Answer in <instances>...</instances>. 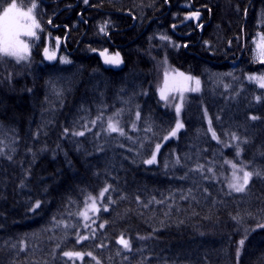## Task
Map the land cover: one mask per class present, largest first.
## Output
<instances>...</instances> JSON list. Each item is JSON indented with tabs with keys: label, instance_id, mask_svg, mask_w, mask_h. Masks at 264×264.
<instances>
[{
	"label": "trees",
	"instance_id": "16d2710c",
	"mask_svg": "<svg viewBox=\"0 0 264 264\" xmlns=\"http://www.w3.org/2000/svg\"><path fill=\"white\" fill-rule=\"evenodd\" d=\"M12 2L36 3L41 28L28 62L0 54V264H237L245 236L239 264H264V179L229 194L225 163L264 171V89L247 79L264 71L254 60L264 0H0V13ZM45 47L58 57L46 61ZM105 49L119 66L104 63ZM165 66L201 81L185 98V128L166 142ZM109 117L126 136L106 131ZM158 142L157 163L145 165ZM106 187L93 230L79 213ZM72 250L95 259L68 261Z\"/></svg>",
	"mask_w": 264,
	"mask_h": 264
},
{
	"label": "snow or ice",
	"instance_id": "6c2138e0",
	"mask_svg": "<svg viewBox=\"0 0 264 264\" xmlns=\"http://www.w3.org/2000/svg\"><path fill=\"white\" fill-rule=\"evenodd\" d=\"M84 4H88L89 0H83ZM37 8L36 3H32L31 7L27 9V11H22L18 9L16 3H12L9 5L8 8L4 10V15L0 17V54L8 57H14L17 63H20L21 61L28 62L30 59V50L32 47H34V41L39 40V35L36 31V29H40L41 26L38 23L34 10ZM210 11V9H209ZM246 11V10H245ZM200 13L199 12H193L190 16L185 17V19H199ZM51 23V20L49 21ZM110 25V21H105L104 24H102L99 27V31L103 33L104 35L108 34V28ZM202 27V25H199ZM175 27V25H173ZM29 39H24V38ZM161 40L169 41V43H172L168 36L162 35L160 37ZM57 47L60 45V40L57 38L56 40ZM175 47H180L178 44H174ZM184 47H187V45H184ZM257 55L254 57V60H259L261 64H264V36H261L259 38V42L257 44ZM95 51V49H93ZM100 56L104 58V63L108 65H114L119 66L121 63L120 54L119 52L115 53L114 56H109L107 54V49L104 51H101ZM44 58L48 61H53L56 59V52L50 51L48 47L44 48ZM59 62L61 64H69L71 63L70 60H68L66 57L61 56L59 58ZM225 75L232 76L231 72L225 73ZM176 76L179 77V79H173L169 81L167 74H165V80L163 86L159 89V99L161 101H169V98L171 97L172 100H176V96H179V102L175 103V123L174 126L170 128L168 133L164 135L163 141H168L172 138H177L178 134L181 132L182 129L185 128L184 122H182L181 113L182 108L184 106L185 101V93H196L200 91V85L201 81L198 78H194L192 76H186L184 73H176ZM247 79L250 82H255L259 88L264 89V71L261 72L260 75H249ZM194 83L195 86H192ZM228 86L226 85V88ZM262 100H264V96L257 95L256 101L259 103ZM116 115H119L117 113ZM205 117L207 118L208 113L205 111ZM136 118L139 120L141 118L140 112L136 113ZM251 120L256 121L260 119V117L256 115H252L249 117ZM96 121H92V124L95 125ZM208 129L207 132L211 133V139L217 141L219 143V138L217 135V132L213 129L212 121L208 120ZM87 131H90V129H87ZM132 130H136L135 123L132 126ZM106 131L111 133H118L121 137L126 136L125 130L123 127L120 126V122L118 120L113 121L112 117H109V122L107 124ZM145 131H152V128H146ZM65 134H68V129H65ZM73 136H79L83 137L85 135V131H76L72 133ZM129 140H131V137H128ZM233 140L238 139L235 135L232 136ZM246 142V141H245ZM78 143V142H77ZM135 143V141H133ZM162 143H156L155 144V150L151 152V157L148 159H144L143 163L145 165H153L157 163V155L160 152L162 148ZM236 156H240V148L237 146L236 149ZM180 163L179 159L176 160V164L178 165ZM225 163L230 164L233 169V176L231 181L228 183V189L229 194L231 192L235 193H244L246 189L249 187L250 181L255 176L258 179H264V171L261 170H254L249 171L245 170L244 167L237 168L235 163H232L230 160H226ZM167 167V165H166ZM204 166L200 165L197 170L202 169ZM208 172H212V168L207 169ZM237 172L242 173V175H236ZM207 178V177H206ZM109 191V188H104L100 193V197H104L105 193ZM186 199L187 197H182ZM89 199H93L91 196ZM109 202H111V198H109ZM35 207H40L39 202L35 205ZM90 209L93 212H99L100 209L95 206V200L93 199V203L90 206ZM104 211H108V209L105 207ZM82 216H84L85 220L88 219L87 212H82ZM235 219V217H234ZM100 228H104V224L99 225ZM259 228H264V223L258 224ZM89 237L87 235L78 236V239L76 243H80L83 240H88ZM140 239H144V237H140ZM247 239V236H245L244 239H241L239 241L240 247L236 250V256H237V264H239V257L241 255V250L245 244V240ZM117 244L121 245L124 250L131 251V242L128 239L123 238V236L116 241ZM59 247V245H57ZM119 254V253H118ZM63 257L67 258L68 261L73 260H83L85 255L91 256L92 259H95V256L92 255L91 252L89 253H83L78 250H72V251H63L62 253ZM97 264H99V261H97Z\"/></svg>",
	"mask_w": 264,
	"mask_h": 264
},
{
	"label": "rangeland",
	"instance_id": "374dc122",
	"mask_svg": "<svg viewBox=\"0 0 264 264\" xmlns=\"http://www.w3.org/2000/svg\"><path fill=\"white\" fill-rule=\"evenodd\" d=\"M12 3H15V2H12ZM11 3V4H12ZM10 5V4H9ZM9 5L6 7V8H8L9 7ZM18 7V6H17ZM5 8V9H6ZM4 9V10H5ZM18 9H20V10H22V11H27V10H23V9H21V8H19L18 7ZM4 10L0 13V17H2L3 15H4ZM37 30V29H36ZM24 39H29V38H24ZM49 50H50V48H49ZM50 51H55V50H50ZM56 52V51H55ZM43 57H44V52H43ZM58 57V53L56 52V58ZM64 57H66L68 60H69V58H68V56H64ZM11 58H14V57H11ZM15 59V58H14ZM45 59V58H44ZM46 61H48V60H46ZM48 62H51V61H48ZM165 74H167V76H168V79H169V81H171V80H173V79H179V77H177L176 76V72L174 71V70H172L171 68H169L168 66H165V69H164V76H163V79H162V81L160 82V84H159V86H158V88H157V95H158V97H159V89L163 86V84H164V80H165ZM194 78H198V77H194ZM199 79V78H198ZM192 86H195L194 85V83L192 84ZM200 91H201V85H200ZM200 91L199 92H196V93H185V98L186 97H188L189 95H196V94H199L200 93ZM163 102V104L166 106H169L172 110H173V114H174V116H175V107H174V105H175V103H177V102H179V96L177 95L176 96V100H172L171 99V97L169 98V101H167V102H165V101H162ZM183 109V108H182ZM176 118V117H175ZM181 118H182V113H181ZM172 139H175V138H172ZM170 140V139H169ZM165 142V141H164ZM155 150V149H154ZM151 157V156H150ZM149 157V158H150ZM237 168H240L239 166H237ZM236 175H242V173H240V172H237L236 173ZM232 176H233V171H232ZM232 176H231V178H230V181H231V179H232ZM229 181V182H230ZM228 182V183H229ZM235 193V192H234ZM92 198L95 200V206L97 207V208H99V203H100V201L102 200V197H100L99 195L98 196H92ZM93 199H89L87 202H86V204L84 205V207L82 208V210L80 211V213H79V218H80V220H81V222L83 223V225L84 226H90V227H92V229L93 230H95V226H94V224H95V222H96V214H97V212H93L91 209H90V206L92 205V203H93ZM82 212H87V217H88V219L87 220H85V218H84V216H82L81 215V213ZM80 236H82V235H80Z\"/></svg>",
	"mask_w": 264,
	"mask_h": 264
}]
</instances>
